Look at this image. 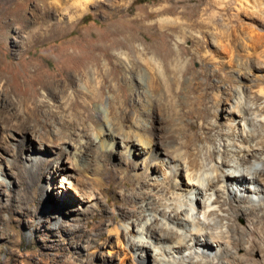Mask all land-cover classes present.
Segmentation results:
<instances>
[{
  "label": "rangeland",
  "instance_id": "rangeland-1",
  "mask_svg": "<svg viewBox=\"0 0 264 264\" xmlns=\"http://www.w3.org/2000/svg\"><path fill=\"white\" fill-rule=\"evenodd\" d=\"M234 1L205 0L201 8L207 12H229L231 6H227ZM69 3L0 0V76H19L21 83L30 79L27 76H39L35 101L52 110V130L58 125L56 117H75L77 121L76 141L69 144L68 158L73 168L61 170L64 165L59 163L56 148L46 141V131L37 127L33 118L24 117L29 104L15 102L14 94L7 96L2 90L4 79L0 77V180L5 181L0 183V264L133 263L124 248L125 232L114 229L126 222L121 217L122 210L133 218L140 211V199H133V195L137 187L135 174L143 172L145 158L153 150H165L166 159L155 166L161 172L179 159L205 157L206 162L212 161L214 152L211 157L207 148L214 146V139L205 141L204 136H212L218 129L216 124L224 129L230 126L224 114L240 93L235 72L232 74L238 82L208 89L205 95L202 87L191 90L181 83L172 92H165L164 86L152 84L154 71L140 64L134 73L130 72L131 54L122 45L126 41V27L136 26L144 13L157 14L161 4L191 10L197 0L179 4L173 0H90L84 11L68 7ZM254 3L250 0L249 6L239 12V25L235 19L224 22L237 26L244 35L252 28L258 33L259 44L250 57L264 66V0ZM171 40V46H175V39ZM140 42H145L141 34L135 43ZM183 46L192 49L193 41L186 40ZM206 49L217 54L209 45ZM190 57L184 55L186 60ZM201 63L195 59L190 65L199 71ZM214 68L215 65L210 66L208 73ZM63 76L81 78L71 84ZM104 76L107 82L100 98L92 101L91 91L100 86ZM168 76L172 79L173 75ZM191 76L187 74L186 80ZM199 80L204 83L205 75ZM263 80L264 68H254L245 82L251 97L263 96L257 104L250 101L253 107L264 105ZM222 90L231 99L215 105L214 94ZM77 91L80 94L76 97ZM73 101L79 103L74 110L70 107ZM216 107L218 113L214 117ZM212 126L217 128L211 130ZM134 131H139L143 140L139 142ZM45 146L50 150L45 151ZM32 152L55 157L58 166L47 168L45 176L23 187L18 172L26 170L25 155ZM39 157L35 156L34 161ZM74 159H78L77 164ZM103 164L112 167L111 173L103 171ZM55 170L63 173L57 174ZM126 174L129 177L122 181ZM78 179L88 181L81 188L94 190V200H81L68 187V181ZM150 182L151 178H145L143 187L151 196L160 198L159 192L150 190ZM235 222L241 228L249 225L248 217L243 215L237 216ZM243 253V248L237 249L238 255ZM253 256L260 258V251H254ZM155 263L149 255L144 264Z\"/></svg>",
  "mask_w": 264,
  "mask_h": 264
},
{
  "label": "bare ground",
  "instance_id": "bare-ground-1",
  "mask_svg": "<svg viewBox=\"0 0 264 264\" xmlns=\"http://www.w3.org/2000/svg\"><path fill=\"white\" fill-rule=\"evenodd\" d=\"M69 1L68 7H80L84 11L90 0ZM181 1L186 0H173L176 4ZM203 3L205 0H197L191 10H178L166 3L161 4L162 8L157 14L152 15L151 11L144 13L136 26L131 24L125 29H128L126 41L122 45L131 54L130 72L134 73L138 64L150 68L155 75L152 84L164 86L165 92H172L173 87L181 83L187 84L191 90L202 87L205 95L208 89H217L227 83L235 84L238 80L240 90L235 102L230 104L225 117L223 116L230 126L224 129L221 124H216L217 130L216 126L210 127L215 130L213 135L204 136L205 141L214 139V146L207 148L211 157L214 152L212 161L206 162L208 159L205 157L179 159V162L171 163L161 172L155 166L166 159L165 150H153L145 158L143 172L135 174L137 187L133 195V199H140V211L133 218L122 210L120 214L126 222L114 229L125 232L127 236L124 248L131 254L133 263L129 261L130 264H144L149 255L154 258L155 264H264V105L253 107L250 104L251 100L257 104L263 96L256 94L251 97L245 83L254 68H264L250 57L256 53L259 35L254 33L253 28L244 35L237 26L224 22L235 19L239 25V12L249 6L250 0H235L227 6H231L233 11L229 9V12L224 10L217 13L204 11L201 8ZM212 5L210 2V7ZM153 16L155 18L149 21ZM220 22L222 23L219 24ZM140 34L145 42L136 45ZM171 39H175V46H171ZM190 39L193 41V48L186 49L183 42ZM206 44L215 48L217 54L210 49L208 51ZM184 55L191 57L186 60ZM222 55L229 58H222ZM195 59L202 62L199 71L190 65ZM212 65L215 68L209 69L208 73V68ZM232 72L236 73L238 80ZM168 73L173 75L172 79ZM189 73L192 76L186 80ZM203 74L206 80L204 83L199 80ZM0 77L4 79L2 90L7 96L14 94L15 102L29 104L24 117L33 118L36 126L46 131V141L53 144L59 163L64 165L61 170L73 168L68 157L69 144L76 141L75 117H56L58 125L52 130L49 125V120L54 116L52 110L45 109V105L35 101L39 76H27L30 79L25 78L27 80L24 83L18 82L19 76ZM63 77L71 84H76L81 78ZM213 79L217 81L209 83ZM106 82L107 76H104L100 86L93 87L92 101L100 98ZM227 93L224 90L215 93V105L231 99ZM78 94L80 91L75 96ZM78 106V101L70 104L73 110ZM217 108L214 110V117H217ZM134 132L139 142L143 140L139 131ZM193 137L198 136L193 134ZM106 146L110 148L111 145L107 142ZM44 150L50 149L45 146ZM25 156V160H28L27 163L24 162L26 170L18 172L21 174L20 182L24 184L23 187L34 182L37 177L45 176L52 166H58L54 163L55 157L44 153L32 152ZM35 156H40L37 158L40 161H34ZM105 157L107 155L104 154ZM76 160L73 163L77 164ZM66 167L69 169H64ZM111 168L106 164L103 171L111 173ZM126 177L129 175L126 174L121 180L125 181ZM147 177L152 180L150 190L159 192L160 198L151 196L143 187ZM0 183L3 185L5 181L0 180ZM67 183L70 189L75 190L79 199L90 202L96 198L94 190L85 191L81 188L88 183L86 179ZM239 215L248 217L247 227L241 228L235 222ZM238 248L244 249L243 255L237 254ZM254 251H260L261 257L254 258Z\"/></svg>",
  "mask_w": 264,
  "mask_h": 264
}]
</instances>
